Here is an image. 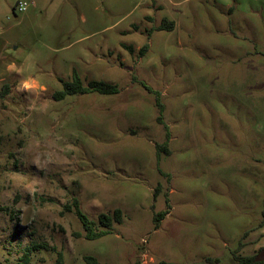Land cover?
<instances>
[{
  "label": "rangeland",
  "instance_id": "374dc122",
  "mask_svg": "<svg viewBox=\"0 0 264 264\" xmlns=\"http://www.w3.org/2000/svg\"><path fill=\"white\" fill-rule=\"evenodd\" d=\"M0 91V264L264 257V0H0Z\"/></svg>",
  "mask_w": 264,
  "mask_h": 264
},
{
  "label": "trees",
  "instance_id": "16d2710c",
  "mask_svg": "<svg viewBox=\"0 0 264 264\" xmlns=\"http://www.w3.org/2000/svg\"><path fill=\"white\" fill-rule=\"evenodd\" d=\"M173 27V22L167 21L165 18L161 24L160 29ZM148 47V45L144 46V50ZM142 49V51H143ZM63 89L56 91L54 96L57 100L64 99L67 95L71 94H84L92 91L100 92L102 94H112L119 92V88L115 84H110L105 81L91 80L86 84L80 78V76L74 71L73 79L71 81H62ZM146 88L151 90L145 83ZM4 96V92L0 91V97ZM161 112L163 111V105L158 102ZM160 122H162V118L160 117ZM163 123V122H162ZM166 129L168 126L164 125ZM169 133L167 130V140H169ZM159 150L168 151L167 142L162 145H158ZM75 208V212L80 219L82 226L85 230V237L88 239H96L102 237L108 233H110L114 229L115 223L123 222V211L120 208H117L112 214L102 213L99 215L98 221L92 220L86 215L80 208V204L77 199H74L72 204H66V209L72 211ZM167 211H162L156 214L155 217V227L159 226L160 220L165 216ZM47 245L45 244H34L33 246H28L25 250V253L21 257V260L17 264H30L31 253L34 250H38L41 248H45ZM264 251V247L261 252ZM85 259L93 264H99L98 260L94 257L87 256ZM236 262L234 264H264V257H260V255H251V256H243L236 255ZM210 260V259H208ZM55 264H64V256L60 252L56 259ZM158 264H176L174 262L161 261Z\"/></svg>",
  "mask_w": 264,
  "mask_h": 264
},
{
  "label": "built area",
  "instance_id": "2783aa9c",
  "mask_svg": "<svg viewBox=\"0 0 264 264\" xmlns=\"http://www.w3.org/2000/svg\"><path fill=\"white\" fill-rule=\"evenodd\" d=\"M27 4L23 2H18V4L15 6V10L17 11H24L26 9Z\"/></svg>",
  "mask_w": 264,
  "mask_h": 264
}]
</instances>
